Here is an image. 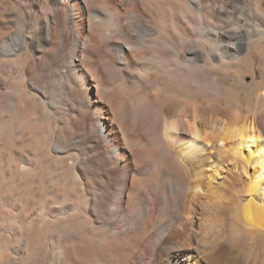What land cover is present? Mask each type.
I'll list each match as a JSON object with an SVG mask.
<instances>
[{
    "label": "bare ground",
    "instance_id": "1",
    "mask_svg": "<svg viewBox=\"0 0 264 264\" xmlns=\"http://www.w3.org/2000/svg\"><path fill=\"white\" fill-rule=\"evenodd\" d=\"M0 264H264V0H0Z\"/></svg>",
    "mask_w": 264,
    "mask_h": 264
},
{
    "label": "rangeland",
    "instance_id": "2",
    "mask_svg": "<svg viewBox=\"0 0 264 264\" xmlns=\"http://www.w3.org/2000/svg\"><path fill=\"white\" fill-rule=\"evenodd\" d=\"M256 63H257V62H256ZM256 63H255V64H256Z\"/></svg>",
    "mask_w": 264,
    "mask_h": 264
}]
</instances>
